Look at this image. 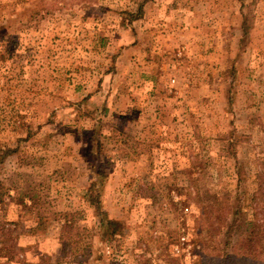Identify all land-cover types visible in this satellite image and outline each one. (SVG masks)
I'll use <instances>...</instances> for the list:
<instances>
[{"label":"rangeland","instance_id":"obj_1","mask_svg":"<svg viewBox=\"0 0 264 264\" xmlns=\"http://www.w3.org/2000/svg\"><path fill=\"white\" fill-rule=\"evenodd\" d=\"M5 148L0 264H167L181 245L184 264H224L264 223V0H0ZM97 162L121 245L100 248L84 198ZM205 205L229 213L199 225Z\"/></svg>","mask_w":264,"mask_h":264},{"label":"trees","instance_id":"obj_2","mask_svg":"<svg viewBox=\"0 0 264 264\" xmlns=\"http://www.w3.org/2000/svg\"><path fill=\"white\" fill-rule=\"evenodd\" d=\"M249 23H250V18L247 15L244 17V21L242 24L243 34L244 36L247 35V37L250 34L249 32L251 28V25H249ZM96 147H97L96 150L98 151L99 154L101 152L100 140H96ZM13 152L14 150L7 148L4 153L0 154V163L3 162L2 159L3 157H5V155H9ZM91 170L93 174V181L86 188L84 192V198L95 209L97 216L100 219L99 222V226L101 229L99 234L100 248L102 245L105 247L114 246V244L121 245L125 235V227L120 219L109 216L107 211L104 209L102 202L101 192L105 187L108 178L107 175L108 172L105 170L104 165L101 164L100 162L99 163L97 162L95 165H93ZM196 172H197V168L193 164L192 169L188 170V173L190 176H192ZM26 199H28L31 202V205L25 202ZM2 201L3 200L1 199L0 203H2ZM23 204L26 207L41 210V208L39 207L40 203L36 200V196L34 195L32 189H25ZM216 212L219 213L218 218H221L223 215L229 213V210H227V208L224 209L223 207L214 208L212 205L211 206L205 205V207L202 208L199 216L197 217L196 215L195 221L199 222L200 225L199 220L201 218H204L205 224H207L208 221H211L213 219ZM62 217L64 218L65 221V223H60V234H61L60 239L61 242L63 243L62 249L64 252H67L68 249L69 252L72 251L73 254H77L78 252L75 251L74 245L75 243H77V241H79V239H76L73 242L70 238H68L69 236L66 237V235L69 234L72 230H75L77 237V235L80 233L79 227L75 226L76 222L72 215L64 213L62 214ZM46 220H48V218L41 216L39 218V223L36 228H39L42 224H45ZM36 230L37 229H34L35 232ZM200 233L201 231H199V234ZM212 236H214L213 229H211V237ZM172 241L173 242L170 243L171 245L170 252L174 251L176 243H178V241H175L173 239ZM211 241H213V237L211 238ZM199 245H200L199 243L196 244L197 247ZM81 251H84L82 252L81 256L88 254V252H86L85 250H81ZM166 257L168 259L167 264H184L183 260L186 257L185 246L181 245V248L179 252H177V254L168 253L166 254ZM198 257H199V253H198ZM222 258L225 261L224 264H264V223L255 222L253 231L251 233V237H247L238 244L234 245L232 247L231 252L226 253L225 256H223ZM199 261L200 260H198V262ZM137 264H157V263L153 258L148 257L147 255H143L142 259L139 260Z\"/></svg>","mask_w":264,"mask_h":264}]
</instances>
